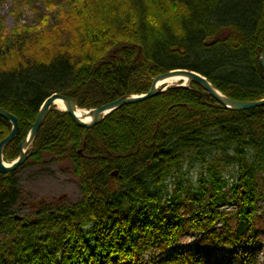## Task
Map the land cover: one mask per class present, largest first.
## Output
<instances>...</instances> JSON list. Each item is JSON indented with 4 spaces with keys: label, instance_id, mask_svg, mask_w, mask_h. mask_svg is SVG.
I'll return each instance as SVG.
<instances>
[{
    "label": "trees",
    "instance_id": "16d2710c",
    "mask_svg": "<svg viewBox=\"0 0 264 264\" xmlns=\"http://www.w3.org/2000/svg\"><path fill=\"white\" fill-rule=\"evenodd\" d=\"M22 5L36 23L8 31L0 19V106L19 121L6 161L18 157L41 105L56 92L96 108L146 93L158 75L184 68L234 100L264 98V0H15V11ZM11 129L0 116V141ZM59 146L81 179V200L41 204L17 219L16 170L0 173V264H145L129 214L160 207L164 196L176 202L189 195L180 179L189 163L203 167L192 223L206 232L222 221L204 239L215 248L237 244L240 254L259 240L264 105L228 109L192 81L124 105L89 129L51 109L29 160ZM222 203H234V214L215 209ZM166 220L159 219V233L174 245L181 222Z\"/></svg>",
    "mask_w": 264,
    "mask_h": 264
},
{
    "label": "rangeland",
    "instance_id": "374dc122",
    "mask_svg": "<svg viewBox=\"0 0 264 264\" xmlns=\"http://www.w3.org/2000/svg\"><path fill=\"white\" fill-rule=\"evenodd\" d=\"M14 8L15 0H7L0 5V19L4 21L8 31L20 23H36L37 15L28 5H22L16 11ZM51 109L60 110L59 107ZM63 110L61 109V111ZM29 158L24 165L16 169L22 191V199L16 207L17 219L32 214L41 204L64 206L81 200V179L75 174L70 155L61 146L44 152L40 161L29 160ZM202 172L203 167L200 163L185 165L180 179L183 182V187L189 190V195H186L187 192H183L181 199L176 202H171L169 197L164 196L160 207L156 206L150 209L138 207L135 211L130 212L129 227L135 242L140 247L144 263L202 264L196 260V257L203 256L205 258L203 262L206 264H264V171L257 177L260 196L256 203L255 227L259 234V240L255 246L247 247L249 252H244L246 256L235 253V250L239 249L237 244L219 249L214 248L204 239L203 236L208 231H217L222 226L221 220H217L206 232L202 229L204 227H200V221L192 223L194 213L199 205L194 201V192L199 188ZM229 177L230 175L227 173V178ZM174 185L173 181H168L170 195L174 191ZM228 189L229 187L226 188V191ZM215 209L232 215L236 211V206L234 203H222ZM162 218L167 219L165 221L167 225L171 222H181L177 233L178 238L174 245L168 246L169 237L165 233H159V219ZM208 218L209 216L202 218L203 224L208 222ZM174 219L176 221H172Z\"/></svg>",
    "mask_w": 264,
    "mask_h": 264
},
{
    "label": "water",
    "instance_id": "95a60500",
    "mask_svg": "<svg viewBox=\"0 0 264 264\" xmlns=\"http://www.w3.org/2000/svg\"><path fill=\"white\" fill-rule=\"evenodd\" d=\"M260 61L264 70V51L260 55ZM174 75H182L186 77V81H184L183 83H167L166 79ZM192 81L199 83L203 88H205V90H207L210 95H212L217 101H219L224 107L228 109H232L235 111H243L264 105V98L254 101L234 100L229 96L225 95L217 87H215L213 83H211V81H209L208 78L202 75L201 73L184 68L173 69L158 75L154 78L150 90L145 94L124 95L119 99L106 103L100 107L91 109H83L79 107L77 100L70 96H66L60 93H53L43 102L36 118V121L30 127L27 136L19 144V157L9 164H7L3 158V151L5 147L16 138L19 131V121L14 114L0 106V116H3L12 123V130L10 134L0 142V173L14 171L27 160L34 147L38 131L43 125L51 108L54 106L57 107L58 100L63 101L65 105L64 110L71 115L73 120L79 126L84 128H90L96 124L101 123L110 113L124 105L145 101L174 87H189ZM77 110H83L86 111V113L82 116H79L76 113ZM88 116H90L91 118H89V120H85ZM82 151L83 150H80L79 153H82Z\"/></svg>",
    "mask_w": 264,
    "mask_h": 264
},
{
    "label": "bare ground",
    "instance_id": "6f19581e",
    "mask_svg": "<svg viewBox=\"0 0 264 264\" xmlns=\"http://www.w3.org/2000/svg\"><path fill=\"white\" fill-rule=\"evenodd\" d=\"M181 80H184L186 81V77L182 76V75H174L168 79H166V82L167 83H176V82H181ZM57 107H59V109H65V105L63 103L62 100H58L57 101ZM76 113L79 115V116H82L83 114L86 113V111H83V110H77ZM89 118H91L90 116H88L85 120H89ZM208 234V232L206 233Z\"/></svg>",
    "mask_w": 264,
    "mask_h": 264
}]
</instances>
